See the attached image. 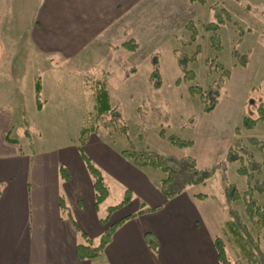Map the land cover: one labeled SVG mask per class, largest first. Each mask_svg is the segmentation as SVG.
Here are the masks:
<instances>
[{
  "label": "rangeland",
  "instance_id": "1",
  "mask_svg": "<svg viewBox=\"0 0 264 264\" xmlns=\"http://www.w3.org/2000/svg\"><path fill=\"white\" fill-rule=\"evenodd\" d=\"M173 1L174 6H166L165 12H159L160 4L148 1L143 17L148 16L149 26H144L146 18L143 28L128 30L134 44L128 48L92 42L76 50L70 45L63 51L44 54L24 42L34 12L21 8V12L5 14L3 36L16 41L10 45L18 54L14 60L3 62L13 74L3 77L0 73V124L7 121L11 126L8 136L16 141L15 148L30 155L58 154L62 165L71 167L77 175L85 170L93 186L83 156L87 157L102 173L108 190L107 198L98 205L102 218L129 191L86 155L79 140L82 129H91L87 137L91 155L98 162L104 155L112 167L131 166L134 185L150 184L151 189L144 188L143 193L152 202L129 192L124 206L131 211H137L142 203L146 209L162 205L153 198V189L160 191L155 181L166 175L159 169L136 166L123 152L192 161L197 170L212 171L204 184L189 185L183 191L198 215L208 220L204 223L210 232L223 227L229 209L234 210L264 255V227L261 231L255 228L244 199L250 197L258 207L264 206V124L258 121L250 129L244 126L245 119L258 118L257 109L264 104V0H205V4ZM211 23L218 25L217 30L205 31L203 26ZM213 37L219 48L213 45ZM178 57L194 79H184ZM243 57L245 65H241ZM219 64L229 72L228 77ZM154 71L159 87L152 79ZM37 79L43 86L41 100L47 101L41 112L36 110ZM83 79L91 87L93 80L107 81L109 104L118 118L111 113L95 115L92 96L83 91ZM199 88L201 92L211 90L213 98L219 92L212 111L204 112L200 96L193 94ZM170 136L190 144L176 146ZM242 168L247 174L240 172ZM248 176L252 180L248 181ZM224 184L234 185L241 195L230 208L223 194ZM249 189V195H245ZM198 195L206 197L200 201ZM83 199L87 206L86 195ZM168 206L167 211L174 212L172 205ZM88 213L85 211V215ZM231 246L232 264L250 263L237 261L238 251Z\"/></svg>",
  "mask_w": 264,
  "mask_h": 264
},
{
  "label": "crops",
  "instance_id": "2",
  "mask_svg": "<svg viewBox=\"0 0 264 264\" xmlns=\"http://www.w3.org/2000/svg\"><path fill=\"white\" fill-rule=\"evenodd\" d=\"M148 1L0 0V73L3 77L13 74L3 62L14 60L18 54L12 52L10 44L14 40H6L3 36L5 14L21 12V8L34 12V22L24 33L27 35L24 42L33 44L44 54L63 51L64 46L70 45L76 50L92 42L128 48L133 41L128 37V30L134 26L143 28L146 18L148 23L144 26H149L148 16L143 17L148 12ZM153 1L152 5L160 4L159 12H165V7L171 8L175 2ZM8 83L6 81L5 85ZM40 84L42 94L41 79ZM82 88L92 96L84 79ZM46 102L40 110L36 104V110L41 112ZM9 129L7 121L0 124V264H219L214 240L222 236L223 227L218 233H211L204 223L208 220L198 215L191 198L184 192L165 199L154 188L153 198L157 197L158 205L162 204L152 205L159 208L157 211L142 212L146 209L142 203L137 211L122 206L109 217L106 215L108 219L102 218L98 216L99 207L95 206L93 186L85 170L77 175L71 167L62 165L58 154L24 153L15 148L17 143L8 136ZM90 146L88 136L83 149L102 171L131 195L134 193L152 202L143 193L144 188H150L148 181L134 185L131 166L112 167L104 155L98 162L91 155ZM60 167L67 169L68 180L61 178ZM161 180L155 181L159 188ZM85 195L87 206L83 201ZM61 202L65 212H62ZM167 205H172L174 212H168L170 206L165 207ZM105 219L107 224L102 225ZM118 222H121L119 227L99 258L93 262L78 259L76 248L79 244H86L87 240L97 244L105 230ZM149 236L157 241L155 251L148 245Z\"/></svg>",
  "mask_w": 264,
  "mask_h": 264
},
{
  "label": "trees",
  "instance_id": "3",
  "mask_svg": "<svg viewBox=\"0 0 264 264\" xmlns=\"http://www.w3.org/2000/svg\"><path fill=\"white\" fill-rule=\"evenodd\" d=\"M190 1L198 2L200 4H205V0H190ZM227 17L229 19L228 15ZM203 27L207 32L216 31L218 25L211 23L208 25H204ZM193 40L194 39H192L191 41ZM212 41H213V45H216V47L219 48L215 37L212 38ZM132 46H134V44H130L127 47H132ZM177 60L182 71L185 74L184 79L187 80L194 79V74L186 69L184 63L181 62L180 57H178ZM245 60L246 59H244L243 57L241 61V65H245L246 62ZM219 68L222 71V73H224V75L228 77L229 72L226 71L221 64H219ZM152 79L156 80L155 87H159L160 82L156 71L152 73ZM180 81L181 80L179 79L177 82ZM220 81H222V79ZM84 83L87 88L93 90L92 92V96L94 100L93 111L95 112V115L99 117L111 113L113 117L118 118L119 115L113 113L109 104L110 98L107 90L106 80L105 79L93 80L90 82L92 83V87L87 86V84L89 83L87 79H84ZM196 91H197L196 93L194 91L192 92L193 94H197L200 96L201 101L204 103V112L212 111L217 103L219 92H217L216 97L213 98L210 93L211 90H208L207 92H201V89L199 88ZM35 95L37 98V109L40 110L42 108V105L44 104V101L41 100V84L39 79H37L35 83ZM257 112H258L257 119L244 120V126L247 129H250L253 126H255V124L258 121H261L264 124V104H261L258 107ZM121 128H122L121 132L125 133V128L124 127ZM90 130L91 129H89V131L87 129L81 130L80 138H79L81 146H84V144L86 143L87 135H89V133L91 132ZM169 140L172 142V144L176 146H186L190 144L189 142H183L178 138H175L174 136H170ZM122 154L125 157L130 158L136 166L159 169L166 175V177L160 181V188H159L160 192L165 197V199H171L182 194L183 191L186 189V187H188L189 185L204 184L205 180L212 175V171L203 172L197 170L195 168L194 162L189 160L177 161L170 157H165L148 152L129 151V152H123ZM83 158L85 160L87 170L93 178L95 206L97 207L107 198L108 190L104 185L103 176L100 170H98L87 157L83 156ZM59 172L63 180L69 179V174L65 167H60ZM240 172L242 174H247L243 168L240 169ZM250 180H252V178L248 176V181ZM250 190L251 189H249V191H247L245 195H249ZM223 194L226 199L227 206L229 208L232 202L240 199L241 197L240 193L237 191L235 186L230 184L229 185L224 184ZM128 197H129V192L126 193L125 199L119 205L109 208L108 217L111 215V213H113L120 207L127 204ZM197 197L199 199H205L206 196L198 195ZM244 199L246 204V213L250 221L253 223V225L258 231H261V229L264 227V206L262 208L258 207L250 197ZM60 206L62 208V212H65L66 208L63 205V202L60 203ZM158 209L159 208H149L142 210V212H154L157 211ZM228 214H229V219L223 226L222 236L214 240V250L216 253L217 262L219 264H232V261L230 260L229 257V250H230V246L233 245L231 247H235L238 251L237 261L244 260L245 262H250L249 264H264V255L261 253L258 243L253 240L251 234L248 232L247 227L242 223L238 213L234 210L229 209ZM68 216L69 218H71L70 215ZM107 219L102 220L101 224L106 225L108 221ZM120 223L121 222H118L114 225L109 226L105 230L104 234L101 236L97 244H93L89 240H87L86 244H79L76 248V254L78 259L93 262L97 258H99V256L103 253L105 247L110 242L112 234L119 227ZM148 245L152 251H155L158 246L155 238L151 236H149L148 238Z\"/></svg>",
  "mask_w": 264,
  "mask_h": 264
}]
</instances>
